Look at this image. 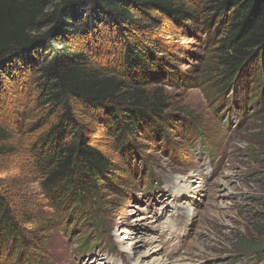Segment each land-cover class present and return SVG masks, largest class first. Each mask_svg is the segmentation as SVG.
Segmentation results:
<instances>
[{
  "label": "rangeland",
  "instance_id": "obj_1",
  "mask_svg": "<svg viewBox=\"0 0 264 264\" xmlns=\"http://www.w3.org/2000/svg\"><path fill=\"white\" fill-rule=\"evenodd\" d=\"M219 17L222 25L215 23L213 31L222 38L225 21ZM201 26L192 33L160 20L143 29L167 41L175 55L167 67L175 78L167 73L162 79L172 122L158 137L147 128L129 153L95 124L94 143L128 172L122 179L104 178L94 207L76 213L82 218L39 220L53 208L41 194L33 164V143L43 129L26 132L45 112L34 104L36 73L0 90V119L14 129L2 142L12 150L0 154V190L24 236L38 234L14 254V239L0 236V264H264V252L243 248L264 245V89L255 82V94L239 90L231 99L240 105L226 109L231 103L225 107L230 97L224 93L212 100L203 85L184 86L181 75L200 79L206 69L208 34ZM246 95L249 106L242 104ZM201 128L207 137L197 142Z\"/></svg>",
  "mask_w": 264,
  "mask_h": 264
},
{
  "label": "trees",
  "instance_id": "obj_2",
  "mask_svg": "<svg viewBox=\"0 0 264 264\" xmlns=\"http://www.w3.org/2000/svg\"><path fill=\"white\" fill-rule=\"evenodd\" d=\"M218 16L225 21L222 38L213 31ZM160 20L192 33L200 22L208 34L203 77L183 74L184 86L203 85L212 100L224 93L230 97L225 107L231 103L226 109L240 105L231 99L239 90L255 94V82L264 89V0H0V90L28 82L35 72L34 104L45 111L26 130L43 129L33 143V164L53 212H42L39 220L82 218L76 213L94 207L103 179H122L128 172L94 143L95 124L129 153L147 128L158 137L172 122L162 79L167 73L175 78L167 71L175 55L167 41L143 30ZM250 100L246 95L242 104L249 106ZM0 122L3 154L12 150L2 142L14 129ZM18 126L24 129L22 122ZM202 130L197 142L205 140ZM4 194L0 190V236L14 239V254L38 234L24 236ZM244 246L264 252L263 244Z\"/></svg>",
  "mask_w": 264,
  "mask_h": 264
},
{
  "label": "bare ground",
  "instance_id": "obj_3",
  "mask_svg": "<svg viewBox=\"0 0 264 264\" xmlns=\"http://www.w3.org/2000/svg\"><path fill=\"white\" fill-rule=\"evenodd\" d=\"M184 181V178H181V179H179V183H182ZM95 263L96 264H104V263H106V261L104 260V261H95Z\"/></svg>",
  "mask_w": 264,
  "mask_h": 264
}]
</instances>
